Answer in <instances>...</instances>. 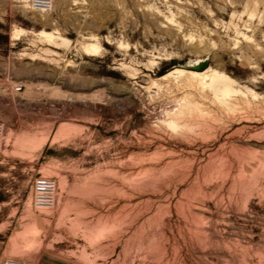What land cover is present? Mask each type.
Here are the masks:
<instances>
[{
	"label": "rangeland",
	"instance_id": "1",
	"mask_svg": "<svg viewBox=\"0 0 264 264\" xmlns=\"http://www.w3.org/2000/svg\"><path fill=\"white\" fill-rule=\"evenodd\" d=\"M0 124V264H264V0H0Z\"/></svg>",
	"mask_w": 264,
	"mask_h": 264
},
{
	"label": "bare ground",
	"instance_id": "2",
	"mask_svg": "<svg viewBox=\"0 0 264 264\" xmlns=\"http://www.w3.org/2000/svg\"><path fill=\"white\" fill-rule=\"evenodd\" d=\"M174 23V22H173ZM21 28H14L12 30L11 38H18V32ZM37 34L49 39L50 41H61L63 39L62 36L58 34H51L48 31L39 30ZM101 50V46L98 43L91 44L86 51L87 55L94 56L97 55ZM201 60H196L193 64L189 65L190 70H184L181 68H175L174 70L164 74L161 78H165L171 74H184L186 73L187 76L191 79H194L201 87H210L214 88L213 92L216 96L220 95L222 97H226L231 95L232 93L235 94L236 90L232 88L233 79L229 77L227 74L223 73L212 67H206L202 70H197L195 67ZM235 92V93H234ZM172 126L176 129V123L172 124Z\"/></svg>",
	"mask_w": 264,
	"mask_h": 264
},
{
	"label": "built area",
	"instance_id": "3",
	"mask_svg": "<svg viewBox=\"0 0 264 264\" xmlns=\"http://www.w3.org/2000/svg\"><path fill=\"white\" fill-rule=\"evenodd\" d=\"M31 8L40 12H47L52 8L53 0H28ZM2 125L0 124V149L2 146ZM55 189V181L51 178L38 176L34 180L33 191L35 201L39 205H48L51 202L52 193ZM9 264H19L10 262Z\"/></svg>",
	"mask_w": 264,
	"mask_h": 264
},
{
	"label": "water",
	"instance_id": "4",
	"mask_svg": "<svg viewBox=\"0 0 264 264\" xmlns=\"http://www.w3.org/2000/svg\"><path fill=\"white\" fill-rule=\"evenodd\" d=\"M204 66H205V62H199L195 67H193V68H195V69H197V70H202L203 68H204Z\"/></svg>",
	"mask_w": 264,
	"mask_h": 264
},
{
	"label": "crops",
	"instance_id": "5",
	"mask_svg": "<svg viewBox=\"0 0 264 264\" xmlns=\"http://www.w3.org/2000/svg\"><path fill=\"white\" fill-rule=\"evenodd\" d=\"M10 38H11V34H10Z\"/></svg>",
	"mask_w": 264,
	"mask_h": 264
}]
</instances>
